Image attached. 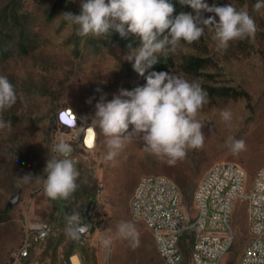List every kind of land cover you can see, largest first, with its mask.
<instances>
[{
	"label": "rangeland",
	"instance_id": "obj_1",
	"mask_svg": "<svg viewBox=\"0 0 264 264\" xmlns=\"http://www.w3.org/2000/svg\"><path fill=\"white\" fill-rule=\"evenodd\" d=\"M82 0H0V75L15 86L17 102L3 112L12 128L0 131V264H68L77 255L82 264H150L156 253L151 232L129 213V200L140 177L163 176L172 180L181 193L186 213L195 215L194 191L204 175L222 162L240 166L246 173L245 190L264 162V0H205L209 6L232 4L245 9L255 20L254 39L232 41L218 50L214 30L204 25V35L193 43L181 41L174 53L158 54L159 62L143 76L133 70L122 55L127 45L139 39L119 33L96 38L77 35L78 26L65 21L64 12L79 14ZM173 16L191 12L190 6L170 1ZM202 12V17H214ZM218 21L219 18L215 17ZM152 71H164L196 81L207 93V103L197 115L204 127V146L189 149L175 165L166 163L143 149L133 139L111 161L99 128L96 144L86 150L74 142L77 130L60 128L55 116L71 109L81 127L89 126L95 105L104 97L111 101L121 89L132 91L146 84ZM127 99V97H125ZM91 100V103L88 101ZM232 113L225 122L222 110ZM132 126L129 127V131ZM243 140L246 149L234 155L226 141ZM72 146L80 173L78 189L67 200L44 196L42 180L25 183L20 178L31 173L44 175L51 149L59 141ZM17 198L11 207L8 203ZM245 202L234 210L236 237L230 254L222 264H237L248 241ZM79 212L87 231L79 239L66 233L67 217ZM122 222L134 225L138 244L119 234ZM46 223L48 238L34 242L30 227ZM28 240L29 257L15 263L11 253ZM183 264H189L190 237L182 238Z\"/></svg>",
	"mask_w": 264,
	"mask_h": 264
},
{
	"label": "clouds",
	"instance_id": "obj_2",
	"mask_svg": "<svg viewBox=\"0 0 264 264\" xmlns=\"http://www.w3.org/2000/svg\"><path fill=\"white\" fill-rule=\"evenodd\" d=\"M179 3L190 6L192 11H181L173 16L175 9L169 0H82L79 14L64 12L60 16L78 26L76 33L81 37L101 38L112 32L119 33L122 38L136 36L139 45L128 44L122 59L130 62L141 76L159 62L158 54L166 57L176 51L181 41L189 44L198 41L204 35L201 25L214 30L218 50L227 49L232 41L255 38V20L245 9L238 10L232 4L209 6L205 0H179ZM261 7L264 4L260 2L254 5L255 10ZM202 12L215 16L205 19ZM17 98L15 86L7 76L0 75V131H11V121H5L2 114L16 104ZM206 103L207 93L196 81L170 72L152 71L144 86L132 91L121 89L111 101L101 97L89 127L99 128L105 137L109 150L106 160H113L125 142L138 139L143 142L145 152L166 158V163L171 166L184 159L189 149L203 148L204 124L197 115ZM60 115L65 123V119L75 113L69 108ZM220 115L226 123L232 119V113L227 109ZM226 143L234 155L246 149L245 142L234 137H229ZM51 150L58 155L47 159L44 175L34 178L27 173L20 179L25 183L42 180L47 199L67 200L78 189L80 177L77 162L70 158L72 146L61 140ZM81 221L79 212L67 217L66 233L72 239H79L80 234L87 231V225ZM118 232L130 238L133 246L138 244V233L131 223L122 222Z\"/></svg>",
	"mask_w": 264,
	"mask_h": 264
},
{
	"label": "built area",
	"instance_id": "obj_3",
	"mask_svg": "<svg viewBox=\"0 0 264 264\" xmlns=\"http://www.w3.org/2000/svg\"><path fill=\"white\" fill-rule=\"evenodd\" d=\"M62 111L55 116L56 125L77 130L74 142L90 150L86 144L90 127H81L76 114L68 118L70 124L62 122ZM92 143L95 147V130ZM245 177V171L236 164L222 162L211 167L194 191L195 215L192 217L187 215V205L172 180L144 175L131 195L139 196V204H130L129 200V213L149 231L158 230V237L152 238L162 263L183 264L185 254L176 256V246H182V238L189 236V264H222L236 237L233 218L236 203L245 202L248 241L237 264H264V162L248 190H245ZM30 233L34 242H44L49 227L46 223H36L30 227ZM28 243L26 240L11 253L15 263L29 257Z\"/></svg>",
	"mask_w": 264,
	"mask_h": 264
},
{
	"label": "bare ground",
	"instance_id": "obj_4",
	"mask_svg": "<svg viewBox=\"0 0 264 264\" xmlns=\"http://www.w3.org/2000/svg\"><path fill=\"white\" fill-rule=\"evenodd\" d=\"M93 139V129H89L87 132V139H86V144L89 146L88 141ZM89 148H94L93 147V143L92 146ZM130 204H139V196H131L130 199ZM152 237H158V230H150ZM176 256H183V254L181 253V249L180 246H176ZM69 261L71 262V264H82V262L80 261V259L78 258L77 255H72L69 258ZM164 264V263H163Z\"/></svg>",
	"mask_w": 264,
	"mask_h": 264
},
{
	"label": "trees",
	"instance_id": "obj_5",
	"mask_svg": "<svg viewBox=\"0 0 264 264\" xmlns=\"http://www.w3.org/2000/svg\"><path fill=\"white\" fill-rule=\"evenodd\" d=\"M170 1H173L174 3L177 2V0H170ZM55 121H53V124H54ZM157 262L156 260V257L154 256V254L152 253L151 256H150V264H155Z\"/></svg>",
	"mask_w": 264,
	"mask_h": 264
},
{
	"label": "water",
	"instance_id": "obj_6",
	"mask_svg": "<svg viewBox=\"0 0 264 264\" xmlns=\"http://www.w3.org/2000/svg\"><path fill=\"white\" fill-rule=\"evenodd\" d=\"M16 202H17V198L15 197L8 203V207L11 208Z\"/></svg>",
	"mask_w": 264,
	"mask_h": 264
},
{
	"label": "snow or ice",
	"instance_id": "obj_7",
	"mask_svg": "<svg viewBox=\"0 0 264 264\" xmlns=\"http://www.w3.org/2000/svg\"><path fill=\"white\" fill-rule=\"evenodd\" d=\"M62 119H64V116L61 117ZM65 123L70 124L71 120L65 119ZM89 146H91V140L88 141Z\"/></svg>",
	"mask_w": 264,
	"mask_h": 264
}]
</instances>
